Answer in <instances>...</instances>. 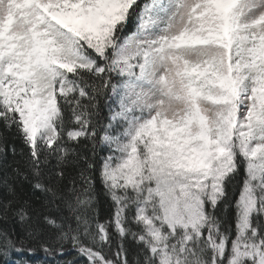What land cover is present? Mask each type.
<instances>
[{"label":"snow or ice","instance_id":"snow-or-ice-1","mask_svg":"<svg viewBox=\"0 0 264 264\" xmlns=\"http://www.w3.org/2000/svg\"><path fill=\"white\" fill-rule=\"evenodd\" d=\"M0 127V257L264 264V0H0Z\"/></svg>","mask_w":264,"mask_h":264},{"label":"trees","instance_id":"trees-1","mask_svg":"<svg viewBox=\"0 0 264 264\" xmlns=\"http://www.w3.org/2000/svg\"><path fill=\"white\" fill-rule=\"evenodd\" d=\"M102 116L108 115V109L107 107H102L101 111ZM107 123V121H105ZM0 136L4 138V142L0 143V179H3L5 176H14V173L12 172V169L19 166L22 170L24 169V160L25 157L22 156L21 150L24 147L22 144V141L15 136L14 130L8 131L2 127H0ZM15 146L16 148V154L14 155L12 152V146ZM81 149H83L84 145L81 144ZM106 146H101V148H105ZM88 155L91 156V144H88ZM99 151L100 155H106L107 152L105 151ZM68 172L73 175H78L77 173H72L71 167H69ZM19 191L20 188H23V191L28 193L29 196L32 197V199H35L36 197L43 198L44 193L40 192L39 190H33L32 184L29 181L25 180H17L16 181ZM97 187H99V181H96ZM5 189L2 184H0V194L4 193ZM34 192V195H33ZM239 193L238 191L235 192L232 195V202L234 204L235 198L238 197ZM107 201L104 197L101 196V204H100V214L102 219H107ZM221 215L224 217L225 220L230 219L234 215V209L233 208H225L223 205H221L220 208ZM126 245L132 249L135 247V242L132 241L130 238L128 241H126ZM66 259H76L77 264H84V259L77 257V254L74 250L70 249L66 251L65 255L63 256H57L55 260H52L50 257H48L43 251L37 249L34 253H28L27 251L24 252L23 255H16L13 254L10 257H0V264H4L5 260L8 262V264H15V261L24 260V261H30V264H56L57 260H66Z\"/></svg>","mask_w":264,"mask_h":264}]
</instances>
